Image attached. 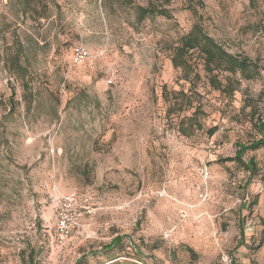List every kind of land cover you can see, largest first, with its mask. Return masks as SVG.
<instances>
[{
    "label": "rangeland",
    "instance_id": "374dc122",
    "mask_svg": "<svg viewBox=\"0 0 264 264\" xmlns=\"http://www.w3.org/2000/svg\"><path fill=\"white\" fill-rule=\"evenodd\" d=\"M200 1L0 0V264H264V0ZM195 22L254 77L174 67Z\"/></svg>",
    "mask_w": 264,
    "mask_h": 264
},
{
    "label": "trees",
    "instance_id": "16d2710c",
    "mask_svg": "<svg viewBox=\"0 0 264 264\" xmlns=\"http://www.w3.org/2000/svg\"><path fill=\"white\" fill-rule=\"evenodd\" d=\"M193 1V0H192ZM201 5V1L199 0ZM139 13L145 16L147 13H155L157 10L150 7H139ZM194 10V9H193ZM197 9H195L196 11ZM159 13H163V10L158 9ZM197 47L198 51L203 54L204 62L206 66L214 64L221 67L224 70L235 72L239 70L245 78H253L254 72L252 71V64L245 58H239L230 52L224 50L218 43H216L211 36L202 32V26L199 22L192 24L191 29L187 35L184 36L182 43L179 45L177 50H174V54L171 58L172 65L178 67H190V60L185 58V52ZM211 82L215 85L217 80L211 77ZM225 88V86L223 87ZM261 125V121H259ZM264 145V136L260 138L253 139L249 143H238L237 149L234 156H229L224 158L225 160H235L240 164L245 170H247L250 175L257 173V163L253 157H249L247 160L242 158L243 152L247 149H253L258 146ZM243 233V231H242ZM243 236V234H242ZM122 239V235L115 236L109 243L102 246L103 249H110L117 245ZM34 250L30 249L28 252V258L32 259Z\"/></svg>",
    "mask_w": 264,
    "mask_h": 264
},
{
    "label": "built area",
    "instance_id": "2783aa9c",
    "mask_svg": "<svg viewBox=\"0 0 264 264\" xmlns=\"http://www.w3.org/2000/svg\"><path fill=\"white\" fill-rule=\"evenodd\" d=\"M91 56L90 50L76 44L71 49V58L74 63H81ZM81 208L85 210L80 211ZM86 205L81 204L75 192L60 195L55 200L54 213L55 225L53 235L57 242L63 243L71 235L73 229L79 225L81 212H89Z\"/></svg>",
    "mask_w": 264,
    "mask_h": 264
}]
</instances>
